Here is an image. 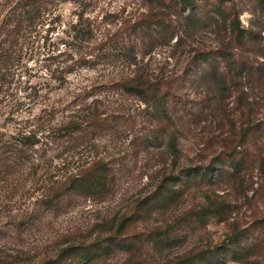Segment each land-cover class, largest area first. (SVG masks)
<instances>
[{
	"label": "rangeland",
	"instance_id": "obj_1",
	"mask_svg": "<svg viewBox=\"0 0 264 264\" xmlns=\"http://www.w3.org/2000/svg\"><path fill=\"white\" fill-rule=\"evenodd\" d=\"M216 1L207 0L206 10ZM229 5L235 7L240 28L250 39L239 52L247 58L243 62L249 70L232 72L233 84L226 82L220 96L197 77L206 71V64L193 61L197 53L220 47L222 33L217 27L199 24L188 28L176 21L172 23L177 27L176 36L165 45L158 42L145 58L152 69L158 68L161 77L175 78L179 98L187 96L195 112H201L202 102L211 107L204 108L196 122L184 123L177 141L176 169L211 164L214 171L208 181L192 185L186 172L180 175L182 183L167 180L162 193L168 200L163 203L153 197L162 176L169 174L172 159L166 152L168 140L154 126L151 111H144L147 116L140 112L143 106L136 99L101 89L97 83L101 67L70 75L60 90L45 76L48 62L44 57L50 44L64 38V27L53 32H47L51 27H41L1 64L0 154L6 145L20 146L27 137L38 140V147L47 153L43 157H39L43 151L32 154L28 161L38 165L36 169L22 160L15 161L14 172L0 166V262L40 264L67 241H88L115 233L128 239L126 243L134 238L143 241L150 231L172 227L175 244L156 248L144 240L134 257L164 264L210 247L220 264H264V0H231ZM159 6L141 0H71L58 8L64 22L71 19L69 14L85 13L99 19L111 15L108 21L117 24L136 9L156 12ZM176 12L183 17L187 13ZM118 26L95 27L97 37L116 34ZM167 27H152L148 35ZM85 85L92 88L79 90ZM85 107H95L113 121L111 131L96 132L90 143L94 151L87 145L79 149L83 158L92 153L109 164L113 184L102 198H69L63 206L50 209L46 196L54 171L48 169V161L66 147V143L54 141L52 131L68 115ZM143 115L147 123L141 122ZM247 126L249 136L244 141L241 134ZM6 167H10L9 162ZM209 202L220 208L219 214L206 212L205 223L194 224L191 211L207 207ZM122 219H127V225L117 231ZM129 257L116 250L94 264H123Z\"/></svg>",
	"mask_w": 264,
	"mask_h": 264
},
{
	"label": "trees",
	"instance_id": "obj_2",
	"mask_svg": "<svg viewBox=\"0 0 264 264\" xmlns=\"http://www.w3.org/2000/svg\"><path fill=\"white\" fill-rule=\"evenodd\" d=\"M68 1L71 0H0V66L11 58V53L15 52V49L22 48L26 37L31 38L41 27H51L47 32H53L56 27H64L61 31L64 38L59 39L57 44H50L48 50L47 45H44L47 50L44 58L48 62L45 76L54 84L57 83L53 87L63 89L68 84L70 75L81 70H96L101 67L102 77L97 81L101 84L100 88L108 94H122L136 99L143 106L142 110L139 109L140 112L151 111L154 126L158 128L159 134L168 140L166 152L171 156L172 166L169 174L161 178L158 192L153 197L155 201L162 200L163 203L168 200L167 195L162 193L164 185L167 180L182 183L180 178L182 172L187 173L186 179L190 181V185L208 181L214 171L211 164L205 168L176 169V162L179 159L177 141L181 137L184 123L196 122L200 114L204 113V108H211L209 103L202 102L201 112H195L194 108L190 107L187 96L179 98L175 78L161 77L157 74L158 68L152 69L151 63L145 61V58L153 53L158 42L165 45L176 36L177 27L172 25L176 21L179 22L176 24L188 28L199 24L217 27L218 32L222 33L221 45L213 52H199L193 57L195 64L207 66L202 76L195 75L193 78L197 76L202 82L208 83L207 89L210 91L213 88L215 94L220 96L226 82L233 84L232 72H242L246 69L243 61L247 58L243 54L240 56L242 53L240 48L247 47L250 42L245 31L240 28L235 7L229 5L231 0H217L210 10H206L207 0H141L148 4L158 3L159 11L149 10L142 13L136 9L122 17L117 24L108 21L111 15L99 19L86 16L85 13L69 14L71 19L64 22V14L58 6ZM176 10L187 13L183 17L178 15ZM112 24L119 25L117 33H110L99 39L95 27H112ZM165 24L169 27L153 30V34L148 35L152 27L159 28ZM156 31L161 34H156ZM91 86L77 88L81 90L92 88ZM49 87L51 86L48 85ZM145 115L148 116L147 113ZM65 119L52 132L53 136H56L54 141L66 143V147L64 151H58V154L50 156L48 161V169L54 171L50 180L54 181L48 188L46 203L48 208L54 210L59 205L63 206L69 198L104 197L108 194L114 179L112 169L104 159L91 156L92 153L83 158L79 153L83 145L94 151V145L90 143L94 141L97 131H111L113 122L111 117L106 113H100L95 107H85L78 108ZM142 119L141 122L147 123V117L145 119L143 115ZM248 136L249 126L241 134L244 141ZM23 139L24 142L19 143L20 146L6 145L5 151L0 154V166L5 167V171H16L15 161L29 163L32 154L43 151L38 147L40 144L38 140H31L28 137ZM28 152L31 154L28 155ZM46 153L43 151V155L39 157L45 156ZM65 154L66 156L62 158ZM58 160L60 163H56ZM8 162L10 167H6ZM29 164L34 169L38 167ZM206 206L198 211H191V216L195 218L194 224H204L206 212L219 214L218 206H212L211 202ZM126 220L122 219L117 231L127 225ZM171 228L169 227V231L160 229L150 231L144 240L156 248H168L175 244L176 240V237L171 235L174 232ZM116 234L95 239L90 237L88 241H67L64 247L55 248L52 256H45L40 264H94L116 250L130 255L123 264H153L134 257V253L139 249V243L144 240L134 238V241L126 243L128 239L117 237ZM164 264L220 263L216 251L209 247L186 258L174 259Z\"/></svg>",
	"mask_w": 264,
	"mask_h": 264
}]
</instances>
